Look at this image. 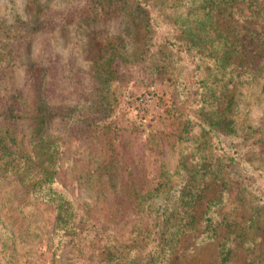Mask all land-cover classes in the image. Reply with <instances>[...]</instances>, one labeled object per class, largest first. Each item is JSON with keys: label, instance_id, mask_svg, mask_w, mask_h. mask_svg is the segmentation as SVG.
I'll return each mask as SVG.
<instances>
[{"label": "trees", "instance_id": "16d2710c", "mask_svg": "<svg viewBox=\"0 0 264 264\" xmlns=\"http://www.w3.org/2000/svg\"><path fill=\"white\" fill-rule=\"evenodd\" d=\"M77 2L78 24L123 13L143 29L144 44L138 54L125 57L118 50L121 35L111 38L110 47L98 38L95 45L108 50L107 57L89 71L87 88L73 105L55 101L43 84L31 103L20 90L0 89V256L5 264L28 259L21 248L30 216H23L15 201L38 209L43 228H51L48 251L55 260L65 256V264H168L187 234L200 228L202 244L222 226L235 230L219 243L220 262L244 249L251 255L248 264H264V247L253 254L254 233L230 221L226 209L237 185L236 201L245 204L250 222L264 224V130L238 128L232 117L241 84L262 76L258 94L264 95V57L254 64L246 54L249 42L264 44V2ZM31 5L29 13L38 14L34 8L39 6ZM117 60L174 86L178 100L172 115L181 129L169 134L170 165L153 141L147 157L136 161L132 131L120 120L127 78L114 68ZM38 69L28 74L41 85ZM55 120L59 130L51 133ZM6 184L16 190L5 189ZM216 187V195L207 198ZM89 233L92 237L82 242Z\"/></svg>", "mask_w": 264, "mask_h": 264}, {"label": "rangeland", "instance_id": "374dc122", "mask_svg": "<svg viewBox=\"0 0 264 264\" xmlns=\"http://www.w3.org/2000/svg\"><path fill=\"white\" fill-rule=\"evenodd\" d=\"M77 3V0H0V89L4 86V89L20 90L25 101L31 103L43 84L48 96L55 101L73 105L80 91L87 88L89 71L107 57L108 50H100L95 45L98 38L102 37L110 47L108 42H112L111 38L121 35L120 53L125 57L138 54L144 44V31L139 25H134L123 13L108 15L91 25H80L77 23ZM31 4L39 6L34 8L39 11L38 14L29 13ZM246 47L248 61L253 59L256 64L264 57V44L249 42ZM35 68H39L36 75L41 76L38 80L41 85L34 84L33 77L28 74ZM114 68L127 78L120 120L127 132L132 131L136 161L147 157V145L153 141L163 150V161L170 165L174 152L169 134L178 133L181 129L180 119L172 115V107L178 100L174 86L161 75L148 74L131 64L124 68L120 60L115 62ZM260 74L264 71L261 70ZM262 79L260 76L255 82L241 84L234 92L232 117L238 128L252 125L264 130V95L258 94ZM144 94L153 98L146 108L138 106ZM141 116L146 119L145 123ZM58 123L57 120L53 122L49 129L51 133H57ZM6 188L13 193L16 185L6 184ZM217 191L218 187L212 189L206 197L212 198ZM231 193L233 197L227 205L230 208H226L232 213L229 220H236L238 225L249 230L250 235L254 233L257 248L253 254H259L260 247H264V224L258 227L250 222V212L243 208L245 204L236 201L237 185ZM237 205L243 209L237 208ZM13 206L21 208L23 216H30L31 226L23 235L21 248L22 253H27L25 264H65V256L55 260L48 251L52 243L51 228H43L38 209L21 207L17 201L13 202ZM45 216L44 220L47 219ZM231 230L235 227L222 226L212 241L202 244L198 243L201 229L190 232L182 238L168 264H248L251 255L246 254L244 249L236 251L231 261L220 262L219 243ZM91 237L92 233L85 235L82 242ZM0 264H5L1 256Z\"/></svg>", "mask_w": 264, "mask_h": 264}, {"label": "built area", "instance_id": "2783aa9c", "mask_svg": "<svg viewBox=\"0 0 264 264\" xmlns=\"http://www.w3.org/2000/svg\"><path fill=\"white\" fill-rule=\"evenodd\" d=\"M152 102H153L152 96H150L148 94H144L143 96L140 97L139 102H138V106L146 108ZM141 119H142V122H144V123L146 122V119H144L142 116H141Z\"/></svg>", "mask_w": 264, "mask_h": 264}]
</instances>
